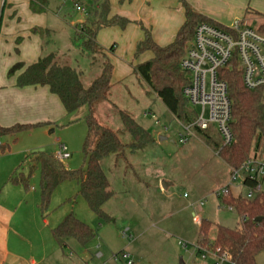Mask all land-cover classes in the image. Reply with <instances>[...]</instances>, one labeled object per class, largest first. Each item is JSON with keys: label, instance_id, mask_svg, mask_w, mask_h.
<instances>
[{"label": "rangeland", "instance_id": "obj_1", "mask_svg": "<svg viewBox=\"0 0 264 264\" xmlns=\"http://www.w3.org/2000/svg\"><path fill=\"white\" fill-rule=\"evenodd\" d=\"M25 1L31 0H0V72L9 60L6 46L11 44L10 34L24 31L32 21H46L40 35L43 54L54 53L60 64L79 71L85 87L101 74L104 60L108 59L112 71L121 63V79L111 75L113 87L93 116L99 124L118 131L126 143L129 137L118 116V111L123 110L151 134L153 143L139 152L126 150L121 159L109 157L103 161L112 197L102 208L107 218L100 219L90 211L74 180L54 190L44 212L39 208L38 157L56 156L59 145H64L70 158L58 161L70 171L85 167L82 148L87 131L86 106L69 114L62 106L61 115L50 123L0 137V170L10 172L6 179H0V204L13 213L6 231L5 264H123V254L134 264H213L212 259H202L195 251L199 225L194 219L211 223L210 238L217 226L240 227L239 214L225 208L214 194L229 184L231 170L201 134L194 132L185 144L179 143V134L184 133L180 122L159 99L148 95L147 87L132 71L138 57L132 55L129 62H122L126 45L118 40L122 32L119 25L101 28L117 33L113 34L114 40L101 39L104 43H97L106 59L101 54L92 58L82 53V41L75 32L96 19V10L103 0H33L44 9L35 17L26 12ZM246 1V13L239 21L256 30L264 18V0ZM134 2L140 4L138 0ZM108 5L110 8L109 0ZM144 22L127 24L144 36L145 31L152 36L151 27ZM14 53L15 50L10 51L12 56ZM208 133L218 140L213 129ZM161 137L166 139L160 140ZM13 174L28 178L27 190L8 181ZM162 181L171 185L164 190ZM231 183V193L245 198L247 190L240 181ZM69 215L91 228L94 237L86 243L69 238L64 247L58 246L51 232ZM124 231L126 239L121 236ZM255 264H264V252L256 257Z\"/></svg>", "mask_w": 264, "mask_h": 264}, {"label": "trees", "instance_id": "obj_2", "mask_svg": "<svg viewBox=\"0 0 264 264\" xmlns=\"http://www.w3.org/2000/svg\"><path fill=\"white\" fill-rule=\"evenodd\" d=\"M94 1L98 3L100 0ZM179 1L184 9L185 21L175 39L170 45L160 47L153 41L149 32L145 31L144 40L137 45L135 57L149 51L152 53V58L136 64L133 73L145 84L148 95H154L159 99L179 122L188 124L193 119V114L188 110L186 100L182 96V89L188 83V78L179 67L180 61L188 43L193 39L198 24L206 23L222 30H226V27L212 23L185 0ZM30 9L34 13H41L44 10L38 8L33 0L30 1ZM108 14V0H103L96 10V19L89 24L81 25L75 32L76 38L82 41L84 55L93 58L96 54H101L106 59L96 42L97 32L103 27L112 25L123 28L129 22L119 17L108 19ZM257 29L264 34V18ZM102 66L101 74L88 87L83 85L80 72L73 67L60 64L54 53L47 54L28 66L16 63L8 71V76H13L18 70L21 71L16 77V87H48L50 93L57 96L68 114L75 112L81 106L88 108V115L85 117L87 131L82 148L85 167L70 171L55 156L42 154L37 159L40 164L41 212L46 210L50 197L58 186L74 180L79 183V193L90 211L100 219L107 218L102 208L112 197V192L102 166L103 161L109 157L121 159V155L126 150L132 153L139 152L153 143L151 134L123 110L118 111V116L129 137L126 143L123 142L118 131L103 126L95 120L93 115L96 109L107 100V95L113 87L112 65L106 59ZM222 78L227 83L231 101L230 127L233 142L228 147H221L219 138L213 140L208 132L197 133L206 138V144L211 149L218 151V157L230 170H236L252 156L263 159L264 86L255 90L246 89L236 64L232 69L223 70ZM36 126L38 125L15 124L9 127L0 125V137L12 136ZM8 181L13 185H21L26 190L28 188V178L22 174L18 176L13 174ZM244 184L253 188L255 181L246 179ZM239 196L229 192L220 199L224 206L231 207L239 214L240 227L230 229L217 226L214 237L210 238L211 223L200 220L199 237L195 246L212 252L216 250L225 252L232 264H255L256 257L264 252V191L258 192L252 199ZM256 218L260 220L254 221ZM51 233L60 247H64L69 238L86 243L94 237L93 230L72 215L67 216Z\"/></svg>", "mask_w": 264, "mask_h": 264}, {"label": "crops", "instance_id": "obj_3", "mask_svg": "<svg viewBox=\"0 0 264 264\" xmlns=\"http://www.w3.org/2000/svg\"><path fill=\"white\" fill-rule=\"evenodd\" d=\"M109 1L111 7L109 8L108 19L119 17L128 21H145L144 23L151 27L153 41L160 47H166L173 42L178 30L185 21L184 9L177 6V0H138L140 4H136L134 0L123 1L122 3L120 0ZM119 2L121 4H118ZM199 2L189 0L191 4L189 5L212 23L222 27H228L232 22L242 20V16L246 13L244 12L246 0H201ZM25 4L27 9L24 8L27 10L26 12L29 11V16L35 17L36 14H39L31 11L30 3L25 1ZM30 12L32 15H30ZM45 25L46 21H32L24 31H14L9 36L11 44L6 46L9 60L0 72V125L3 127L15 124H48L62 113L63 109L59 99L50 93L48 87L29 86L19 88L16 87L15 82L21 71L15 72L13 76H8V71L14 64L22 63L28 66L43 57L40 35L43 30L42 27ZM34 30L36 31L34 32ZM120 33L121 35L118 34V40H122L123 44L126 45L122 62H129L132 55L135 57L137 45L144 40V33L139 32L136 28L130 29V24H126ZM113 34H117L114 29H101L97 32L96 42L102 44L104 43L102 40L107 41L111 38L114 40ZM13 50H15V53L12 56L10 51ZM151 58L152 53L146 51L138 56V60L133 63V67ZM120 64L118 63V68L114 67L112 71L113 78L121 79L123 67ZM117 69L120 74L116 72ZM9 173L6 172L5 174V170L3 172L1 169L0 179L2 177L6 179ZM9 209L0 204V264H5L8 257L6 231L13 217V213Z\"/></svg>", "mask_w": 264, "mask_h": 264}, {"label": "built area", "instance_id": "obj_4", "mask_svg": "<svg viewBox=\"0 0 264 264\" xmlns=\"http://www.w3.org/2000/svg\"><path fill=\"white\" fill-rule=\"evenodd\" d=\"M234 64L241 72L242 84L246 89L255 90L264 86V34L258 29L243 26L241 21L233 22L226 30L206 23L198 24L179 65L188 78V83L182 89V96L193 114V119L188 124L180 122L184 132L179 134L180 144H185L194 132H209L211 129L217 134L221 147L232 144L231 101L222 72L232 69ZM58 149L55 156L57 160L62 162L70 158L64 145H59ZM215 154L218 155V151ZM246 179L255 181V186L246 187ZM237 180L247 190L246 199H252L255 194L263 191L264 158L252 156L239 169L231 170L229 184L216 190L215 196H226L231 192V182L235 183ZM224 207L233 210L231 207ZM200 220L198 217L194 219L198 225ZM121 236L126 239V231ZM194 248L202 259L210 258L213 264H232L225 252H212L199 246ZM122 258L123 264H134L128 255L123 254Z\"/></svg>", "mask_w": 264, "mask_h": 264}, {"label": "water", "instance_id": "obj_5", "mask_svg": "<svg viewBox=\"0 0 264 264\" xmlns=\"http://www.w3.org/2000/svg\"><path fill=\"white\" fill-rule=\"evenodd\" d=\"M151 98L153 99L154 98V95H151ZM164 139H166V138H162V137L160 138V140H164ZM34 152H37V151H34ZM170 185L171 184L168 183V182H165V181H162L161 182V188L164 189V190H166ZM239 197H241V196H239ZM259 220H260V218L254 219V221H256V222L259 221Z\"/></svg>", "mask_w": 264, "mask_h": 264}]
</instances>
